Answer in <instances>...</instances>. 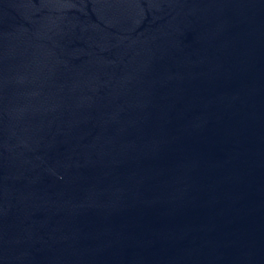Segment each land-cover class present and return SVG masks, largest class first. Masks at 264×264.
<instances>
[{
    "label": "water",
    "instance_id": "95a60500",
    "mask_svg": "<svg viewBox=\"0 0 264 264\" xmlns=\"http://www.w3.org/2000/svg\"><path fill=\"white\" fill-rule=\"evenodd\" d=\"M0 264H264V0H0Z\"/></svg>",
    "mask_w": 264,
    "mask_h": 264
}]
</instances>
